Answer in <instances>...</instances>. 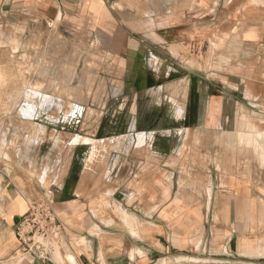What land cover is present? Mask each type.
<instances>
[{
  "label": "crops",
  "instance_id": "crops-1",
  "mask_svg": "<svg viewBox=\"0 0 264 264\" xmlns=\"http://www.w3.org/2000/svg\"><path fill=\"white\" fill-rule=\"evenodd\" d=\"M184 1L175 23L163 15L158 65L154 45L131 38L136 23L122 27L104 0H0V31L31 33L34 49H48L35 62L49 66L56 44L41 33L58 15L86 17L108 72L82 73L102 86L97 99L87 87L75 95L69 117L81 112L80 131L62 151L2 175L0 264H264V0ZM89 112L98 119L84 120ZM105 141L116 147L100 149ZM42 199L62 225L46 261L20 255L14 235ZM200 240L204 249L186 254Z\"/></svg>",
  "mask_w": 264,
  "mask_h": 264
},
{
  "label": "rangeland",
  "instance_id": "rangeland-1",
  "mask_svg": "<svg viewBox=\"0 0 264 264\" xmlns=\"http://www.w3.org/2000/svg\"><path fill=\"white\" fill-rule=\"evenodd\" d=\"M104 1L110 11L121 13L120 15H118L119 13L116 14V16L118 15V20L122 23V27L129 24L128 20L136 23V27L132 26L131 38L138 41L142 40L141 45L143 46L145 44L144 41H147L150 45H154V48L150 46V49L154 57L158 59L159 65L160 55L158 47L161 43L162 29L167 21L166 16L163 17V15L169 12L170 20H174L172 23H175L177 16L171 15V13L176 14L178 5L181 4L182 6L187 1ZM85 19L86 17L84 16L58 15L52 30L41 33V39L45 38V41L49 40V38L55 40L57 63L50 66L42 58L40 63L35 62L34 59L39 54L47 55L48 49H40V51L37 50L38 48L34 49L31 46L32 40L34 41L31 33L30 35L28 33L22 35L18 31L19 29L12 27L3 28V32L0 31V68L5 66V72H7V79L0 80V181L2 175L10 171L12 167L29 170L34 168L38 160L40 161L45 158L52 159V156L57 151H62L65 148V142L68 141V138L80 131L81 112H76L73 119L69 117L74 101L79 99L76 98V94L86 93L83 89L87 87L88 95L95 94L92 98L97 99L96 95L102 86V80L100 82L97 78L82 79V73H89V77H91L92 74L97 76V71L100 72L101 76H108V72L102 71L100 60L97 58V33L88 29L90 26H88L86 21L84 22ZM162 19L163 22L165 19L163 26ZM148 20H152L151 30L145 29V26H143ZM124 30L128 31L126 28ZM125 35L127 36V33ZM157 36L160 39L155 38ZM6 37H8L10 43L9 48L1 45L2 38L6 39ZM6 56L9 59V63L2 65L1 61ZM114 64L117 65L116 62ZM102 67H104V64H102ZM49 68L51 72H55V79H48ZM101 72H104V75ZM2 73L3 70L0 69V77L3 75ZM85 74L83 77L88 76ZM83 84L85 88H83ZM50 89L52 95L48 96L47 93ZM39 92L45 95L41 94V97ZM30 95L33 98H37L34 100L37 102L38 108L33 118L30 119L26 116L24 119L18 112L23 102L26 103ZM85 98L90 97L85 96ZM111 115V112H106L105 119H112ZM98 117L97 113L89 112V115L83 118L84 120H96ZM97 135L105 136V138L108 136L106 133L100 131ZM176 143L175 139H171L169 150L175 148ZM127 146V143L123 144L122 142L121 151L124 147V150H127ZM156 146H161V144L157 143ZM105 147L107 151H112L116 146L105 141L104 144L100 145V149ZM103 162H108V158ZM175 163L170 162L168 165L172 169L170 173H173V170L177 169ZM178 179L179 176L176 174L169 176V182L174 185H176ZM206 211L208 209L203 210V216ZM191 243L193 244V241ZM204 243L205 241L200 240L194 243V247L192 244L189 245L186 254H191L192 252L189 251H194V249L195 252L193 253L203 250ZM260 243L263 248L261 256H264V240L261 239Z\"/></svg>",
  "mask_w": 264,
  "mask_h": 264
},
{
  "label": "built area",
  "instance_id": "built-area-1",
  "mask_svg": "<svg viewBox=\"0 0 264 264\" xmlns=\"http://www.w3.org/2000/svg\"><path fill=\"white\" fill-rule=\"evenodd\" d=\"M61 234L62 225L48 199L31 202L14 227L19 254L41 261L50 259L52 243Z\"/></svg>",
  "mask_w": 264,
  "mask_h": 264
},
{
  "label": "bare ground",
  "instance_id": "bare-ground-1",
  "mask_svg": "<svg viewBox=\"0 0 264 264\" xmlns=\"http://www.w3.org/2000/svg\"><path fill=\"white\" fill-rule=\"evenodd\" d=\"M32 95V94H31ZM30 95V97L27 99V102L25 103V102H23V104H22V106L19 108V112L18 113H20V116L21 117H23V118H26V116L27 117H29V118H32L33 117V112H32V105H33V103L34 102H36L34 99L36 98H33L32 96H34V95H32L31 96ZM37 99V98H36ZM43 99V98H42ZM46 101V100H45ZM74 141H76V142H79L80 141V138L79 137H75L74 138ZM123 216V215H122ZM126 216V215H125ZM124 218H126V217H124ZM123 219V218H122ZM129 219V218H128ZM127 221V220H126ZM131 224V223H130ZM69 256V255H68Z\"/></svg>",
  "mask_w": 264,
  "mask_h": 264
}]
</instances>
